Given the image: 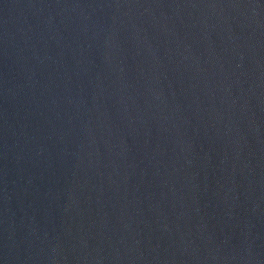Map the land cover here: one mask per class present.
<instances>
[{
    "label": "water",
    "instance_id": "obj_1",
    "mask_svg": "<svg viewBox=\"0 0 264 264\" xmlns=\"http://www.w3.org/2000/svg\"><path fill=\"white\" fill-rule=\"evenodd\" d=\"M0 264H264V0H0Z\"/></svg>",
    "mask_w": 264,
    "mask_h": 264
}]
</instances>
